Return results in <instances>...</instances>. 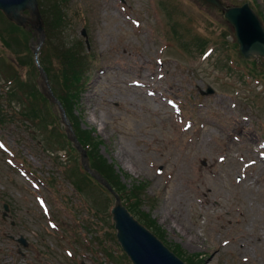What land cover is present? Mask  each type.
Instances as JSON below:
<instances>
[{
  "label": "rangeland",
  "instance_id": "rangeland-1",
  "mask_svg": "<svg viewBox=\"0 0 264 264\" xmlns=\"http://www.w3.org/2000/svg\"><path fill=\"white\" fill-rule=\"evenodd\" d=\"M222 1L249 4L264 23V0ZM62 5L65 30L54 41L83 42L93 60L74 113L133 204L127 191L137 192L138 213L185 263L264 264V75L250 74L232 49L235 30L223 13L201 0ZM2 18L0 264H132L117 241L113 196L95 184L82 194L69 180L80 156L69 152L59 120L45 108L38 124L23 115L19 97L11 103L12 76L29 80L27 88L42 79L35 54L14 40L23 33ZM32 40L38 47L39 35ZM48 46L47 40L41 58L59 70ZM32 105L42 114L44 104ZM236 120L251 135L240 134V151L233 147ZM4 204L11 219L2 218ZM165 209L180 227L165 222ZM11 234L25 237L40 256H20Z\"/></svg>",
  "mask_w": 264,
  "mask_h": 264
},
{
  "label": "water",
  "instance_id": "water-1",
  "mask_svg": "<svg viewBox=\"0 0 264 264\" xmlns=\"http://www.w3.org/2000/svg\"><path fill=\"white\" fill-rule=\"evenodd\" d=\"M216 6L225 13V18L236 28L240 51L248 60L256 56L264 57V27L259 17L249 7L226 8L220 0H204ZM0 10L18 26L29 28L30 25L41 35L44 41V22L39 8L38 0H0ZM29 12V16L26 14ZM38 49L35 50L37 52ZM46 86L45 94L55 102L61 112L64 124L67 127L69 138L75 143L82 154L85 169L101 182L116 197V205L112 211L118 230V239L123 248L131 257L134 264H185L169 251L152 233L143 227L129 211L123 206L120 196L112 189L109 183L89 166L87 152L79 143L76 134L69 122L61 103L55 98L47 77L41 70Z\"/></svg>",
  "mask_w": 264,
  "mask_h": 264
},
{
  "label": "trees",
  "instance_id": "trees-1",
  "mask_svg": "<svg viewBox=\"0 0 264 264\" xmlns=\"http://www.w3.org/2000/svg\"><path fill=\"white\" fill-rule=\"evenodd\" d=\"M62 1L63 0H39L41 5V11L46 20V26L49 31L48 34H50L51 29L54 28V32L52 29V33L49 40L51 41L50 42L51 50L53 55L56 57V60L59 65V70H53L48 67H46V69L51 76L52 87L55 92V95L63 103L68 116L70 117L71 121L74 124L79 140L81 141L83 146L87 148L91 159L92 167L98 170L111 183V185L121 194L129 210L136 217H138V219L147 228H149L155 233V231L158 230V228L153 225L151 220H150L151 223H149L147 219L144 218L140 213H138L136 209V206L138 205V201H139V199L137 198V192L132 191L133 189L127 191V193L130 192V194H133L135 197L134 199H136L135 203L133 204L132 197L128 196V194L125 193L126 190L124 189H126V187L121 184L120 177L116 174L114 167L110 164L108 165L100 156H98L94 152L95 145L93 143V138H90V132L88 134L87 132L82 130L80 124L78 123V117L74 113V106L76 105L79 92L84 87V79L86 78L89 72V55L86 52L83 42L67 43L65 41L64 42L59 41L58 43H56L54 41L55 36H56L55 40L57 41L58 37L61 38L62 36L60 32L64 31L66 14L64 13ZM46 8L48 9V12L52 18L50 21L46 13L47 11ZM10 26L23 33L21 34L19 32H11L10 36H12V34H21V36L23 37L22 40L26 43V46L29 50V46L27 45L29 34L17 28L13 24H11ZM20 37H15L14 40L19 41ZM2 38L6 40V38L4 37ZM35 69L37 70V68ZM29 83L30 81L25 82L19 76H16L14 83L15 87L13 91V97L18 98L20 97L19 95H21L22 98L25 99V103L28 102V104H31L29 106L27 114H29L32 117L38 118L40 116V117H44L45 119L46 116L45 108L54 117L52 112V107L50 106L48 100L40 93L36 84L27 88ZM58 83H61L63 86L61 87L60 85L61 88H59ZM62 88L65 90H62ZM72 93L75 95H73ZM32 103H38V105H40V103L44 104V107L41 111L42 114H39L40 113L39 111L32 110L33 109ZM63 138L67 147H69L70 152H75V149L73 148L72 144L67 140L66 135H64ZM87 179H89L88 176L78 175L76 177L75 183H77L80 192L83 191L84 188L82 187L87 183L86 181Z\"/></svg>",
  "mask_w": 264,
  "mask_h": 264
},
{
  "label": "bare ground",
  "instance_id": "bare-ground-1",
  "mask_svg": "<svg viewBox=\"0 0 264 264\" xmlns=\"http://www.w3.org/2000/svg\"><path fill=\"white\" fill-rule=\"evenodd\" d=\"M236 122V126H235V129L237 130V131H240V133H235V134H233V136H234V140H235V142L233 143V147L237 150V151H240V141H239V136H240V134H241V136H245V138L247 139V140H249V137H251V135L250 134H244V131L242 130V127H241V124L242 123H239V121H235ZM251 141V140H250ZM253 152L255 153V155H258V151L256 150V149H254L253 150ZM162 217H163V219L165 220V222H168L169 220L171 221V225L173 226V227H180V224H179V219H178V217H174V216H172L169 212H167V210L165 209V210H163L162 211Z\"/></svg>",
  "mask_w": 264,
  "mask_h": 264
},
{
  "label": "flooded vegetation",
  "instance_id": "flooded-vegetation-1",
  "mask_svg": "<svg viewBox=\"0 0 264 264\" xmlns=\"http://www.w3.org/2000/svg\"><path fill=\"white\" fill-rule=\"evenodd\" d=\"M10 212V211H9ZM14 222V221H12ZM12 228H16L17 226V223L15 222L14 224H12ZM11 240L13 241H17V239L15 238L14 235L11 234ZM24 248L26 251H23L19 245H17V253L20 254L22 257H26V256H30L29 253L33 254L34 256H40V254L33 248L31 249V243L29 244V242H27L25 245H24ZM28 261H30V259H28Z\"/></svg>",
  "mask_w": 264,
  "mask_h": 264
}]
</instances>
